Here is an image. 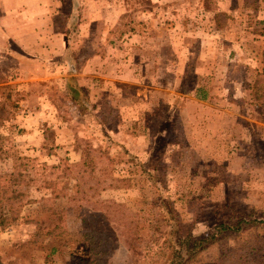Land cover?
<instances>
[{
  "label": "rangeland",
  "instance_id": "rangeland-1",
  "mask_svg": "<svg viewBox=\"0 0 264 264\" xmlns=\"http://www.w3.org/2000/svg\"><path fill=\"white\" fill-rule=\"evenodd\" d=\"M262 3L0 0V166L38 173L0 263L169 264L223 223L182 264H264Z\"/></svg>",
  "mask_w": 264,
  "mask_h": 264
},
{
  "label": "trees",
  "instance_id": "trees-1",
  "mask_svg": "<svg viewBox=\"0 0 264 264\" xmlns=\"http://www.w3.org/2000/svg\"><path fill=\"white\" fill-rule=\"evenodd\" d=\"M257 75L249 87L251 90V105L254 107L253 110L257 114V118L264 119V65ZM66 82L71 99L77 101L78 99H82L84 94L83 89L77 83H74L72 78H68ZM0 143V148L7 154L5 145L2 142ZM11 160L13 162L10 166H5L4 168L0 166V227L2 228L14 224L20 218L23 207L36 199L31 191V187H29L30 183L34 179H37L36 176H38V173H35L34 160L20 156H13ZM31 163H34V166ZM41 166L43 169L48 168L44 163ZM49 167L52 169L56 166L52 165ZM42 182H45V179ZM38 189H40L39 186L35 190L37 191ZM257 222L264 223V218L257 219ZM237 227L220 223L215 226L214 232L205 237L195 239L184 238L180 240L179 248L174 251L169 264H182L184 255L188 258L194 257L207 245L215 243L217 238L226 230L236 231L238 230ZM97 251L100 254L105 253L102 249ZM98 255L91 256L87 260V264H106V261L102 259V255Z\"/></svg>",
  "mask_w": 264,
  "mask_h": 264
},
{
  "label": "crops",
  "instance_id": "crops-1",
  "mask_svg": "<svg viewBox=\"0 0 264 264\" xmlns=\"http://www.w3.org/2000/svg\"><path fill=\"white\" fill-rule=\"evenodd\" d=\"M261 7L263 8V10L260 11L261 14L259 13L258 16H259V18H261V17L264 18V0H263V3H262V5H261ZM2 48H3V47H2ZM204 97H205V93H203V95H201L199 98L202 99V98H204Z\"/></svg>",
  "mask_w": 264,
  "mask_h": 264
}]
</instances>
